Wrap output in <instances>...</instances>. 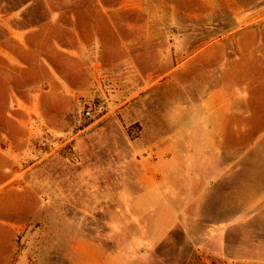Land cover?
I'll use <instances>...</instances> for the list:
<instances>
[{"label":"rangeland","instance_id":"rangeland-1","mask_svg":"<svg viewBox=\"0 0 264 264\" xmlns=\"http://www.w3.org/2000/svg\"><path fill=\"white\" fill-rule=\"evenodd\" d=\"M237 47H264V0H0V264H84L69 237H112L134 141L177 127ZM193 230L142 264H264L255 228L231 248L225 223Z\"/></svg>","mask_w":264,"mask_h":264},{"label":"crops","instance_id":"crops-1","mask_svg":"<svg viewBox=\"0 0 264 264\" xmlns=\"http://www.w3.org/2000/svg\"><path fill=\"white\" fill-rule=\"evenodd\" d=\"M235 51L243 53L239 60L223 67L200 95L180 98L177 127L162 138L134 141L139 168L131 172L129 192L116 189L114 233H74L69 239L82 252L77 260L142 264L149 247L176 228L188 233L225 223L229 248L240 236L245 242L246 228L264 233V47ZM251 115L260 123L247 122ZM232 256L250 259L243 251Z\"/></svg>","mask_w":264,"mask_h":264},{"label":"built area","instance_id":"built-area-1","mask_svg":"<svg viewBox=\"0 0 264 264\" xmlns=\"http://www.w3.org/2000/svg\"><path fill=\"white\" fill-rule=\"evenodd\" d=\"M92 108L93 107L91 105H87V107L85 108V114L86 115H91Z\"/></svg>","mask_w":264,"mask_h":264}]
</instances>
